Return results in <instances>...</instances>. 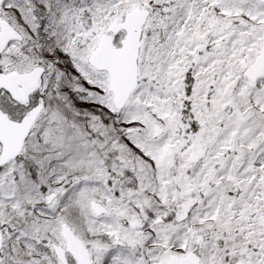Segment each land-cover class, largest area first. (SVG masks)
<instances>
[{
	"label": "snow or ice",
	"instance_id": "snow-or-ice-1",
	"mask_svg": "<svg viewBox=\"0 0 264 264\" xmlns=\"http://www.w3.org/2000/svg\"><path fill=\"white\" fill-rule=\"evenodd\" d=\"M0 264H264V0H0Z\"/></svg>",
	"mask_w": 264,
	"mask_h": 264
}]
</instances>
